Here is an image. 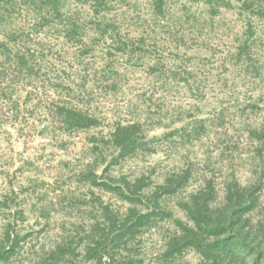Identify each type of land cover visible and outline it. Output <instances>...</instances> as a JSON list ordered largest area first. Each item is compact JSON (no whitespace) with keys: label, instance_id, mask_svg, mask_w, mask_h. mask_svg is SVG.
<instances>
[{"label":"rangeland","instance_id":"obj_1","mask_svg":"<svg viewBox=\"0 0 264 264\" xmlns=\"http://www.w3.org/2000/svg\"><path fill=\"white\" fill-rule=\"evenodd\" d=\"M236 5L0 0V203L9 204L0 206V225L22 209L17 225L33 232L7 264H33L29 250L47 249L60 227L89 211L93 196L122 204L94 187L89 171L160 173L185 154L200 167L211 144L219 182L232 174L247 183L254 169L255 177L259 169L264 174V160L258 167L252 158L256 142L242 133L244 125L264 122V31L248 39ZM244 41L246 53L238 55ZM15 53L28 69L16 68ZM57 105L79 108L96 124L60 128ZM136 122L135 154L109 167V134ZM197 124L204 126L201 140L186 143L184 131ZM156 236H149L142 264H158L149 258L159 249ZM197 260L188 251L175 264Z\"/></svg>","mask_w":264,"mask_h":264},{"label":"trees","instance_id":"obj_2","mask_svg":"<svg viewBox=\"0 0 264 264\" xmlns=\"http://www.w3.org/2000/svg\"><path fill=\"white\" fill-rule=\"evenodd\" d=\"M232 1L244 14L247 38L257 33L263 37L264 0ZM247 48L244 41L238 55L246 53ZM15 57L17 69L29 68L25 56L15 53ZM55 113L53 121L66 130L96 124L95 117L73 106L57 105ZM261 123L244 125L242 129L250 141L256 142L251 152L258 167L264 160V122ZM139 129L136 122L117 126L109 134V167L135 154L140 144ZM203 129L202 124H197L184 131L185 142L201 140ZM212 146L205 149L200 167L185 154L181 164L160 173L97 175L89 171L91 184L113 194L122 204L93 196L89 211L68 229L60 227L59 235L47 249L41 246L29 250L28 254L34 255L33 264H142L151 234L157 235L159 249L152 251L149 258L158 264H175L188 251L197 255L196 264H264L263 171L259 169L255 177L254 169V179L244 184L232 174L219 182L210 163ZM0 204L2 208L9 206L7 202ZM22 213V209L9 211V218L0 225V264L21 255L26 238L33 234L17 225L16 218H21Z\"/></svg>","mask_w":264,"mask_h":264}]
</instances>
